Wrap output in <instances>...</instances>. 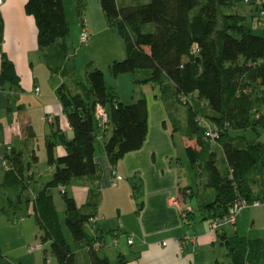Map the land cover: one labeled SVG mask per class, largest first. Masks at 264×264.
<instances>
[{"label": "trees", "instance_id": "trees-1", "mask_svg": "<svg viewBox=\"0 0 264 264\" xmlns=\"http://www.w3.org/2000/svg\"><path fill=\"white\" fill-rule=\"evenodd\" d=\"M100 1L109 25L126 43V57L110 65L111 73L118 77L149 69L148 77L136 81L166 83L169 88L164 86L163 93L169 100L176 94L190 105L189 128L182 133L196 141V145H187V154L199 169V176L201 170L207 172L206 185L212 189V197L202 203V208L209 212L206 218L225 216L237 200L251 202L261 198L255 185L260 180L264 184V142L243 134L233 135L232 131L251 128L261 135L264 127V28L248 25V17L237 9L238 4L249 3L259 16L264 0H150L137 4ZM26 11L36 19L39 47L46 51L48 66L53 72L70 75V68L63 65L69 57L70 33L64 0H28ZM4 29L0 13V45ZM87 76L88 83L77 80L72 89L63 82L58 90L74 136L68 139L61 134L59 141L66 148L62 156L55 153L58 142L53 136L47 138L48 162L55 165L54 175L35 193H29L28 199L34 202L42 239L51 241L48 248L59 264H76L77 251L64 233L52 193L57 187L61 191L65 188L64 222L74 244L89 249L92 264H113L93 247L97 239L86 229L95 215L92 210L99 203V193L91 190L86 203L88 211H84L66 189L74 179L95 176L99 170L95 157L97 139L107 129L96 116L98 107L106 109L107 125L113 129L105 142V152L113 164L142 148L149 132L145 96L132 103L121 101L107 86L104 70L92 62ZM0 79L20 82L15 65L5 52ZM193 94L196 95L191 98ZM207 124L218 130V137L212 139L207 135ZM216 147L223 152L222 168ZM6 158L9 168L6 178L0 179V188L22 194L28 188L22 154L12 151ZM222 243L228 248L229 261L218 259L215 264H259L264 259L263 238L236 233L225 236ZM119 264H125L124 260Z\"/></svg>", "mask_w": 264, "mask_h": 264}, {"label": "crops", "instance_id": "crops-1", "mask_svg": "<svg viewBox=\"0 0 264 264\" xmlns=\"http://www.w3.org/2000/svg\"><path fill=\"white\" fill-rule=\"evenodd\" d=\"M27 1L4 0L0 5V13L5 23L4 41L0 45V74L2 53L5 52L13 61L20 78L19 84L0 79V179H5L8 172L6 155L15 151L22 154L23 177L28 185L22 194L13 189L0 188V261L3 264H59L53 260L54 255L48 248L51 241L42 239L43 230L34 213V202L28 201L29 193H35L52 179L55 165L48 162V168L39 169L41 155L33 150V162L26 163L24 152L27 140L41 132L45 143L48 137L53 136L58 142L55 147L56 156H62L66 154V148L59 141L61 134L68 139L73 138L74 130L58 95L62 83L68 81L63 72H53L48 66L46 51L39 47L36 19L26 11ZM72 3V8L77 9L78 26L81 29L82 14L91 12V18H84L91 33L88 50L95 48L98 39L114 38L111 30L115 28L109 25L100 0H74ZM64 4L67 15L66 0ZM67 43L69 45L68 38ZM122 53L125 55L126 50ZM116 57L110 53L108 66ZM135 83L142 85L146 82ZM147 84L153 85L154 92L151 97L148 91L141 88L139 93L133 95V101L128 102L132 103L142 96L148 100L149 132L142 148L128 153L117 164L111 163L105 152V142L113 129L108 134L110 125H107L106 132H101L97 139L100 144L95 152L99 168L97 174L76 178L66 189L74 195L84 211H88L86 203L91 190L99 193V203L92 210L95 215L86 225V229L96 241L103 242L97 250L101 255H107L113 264H119L120 260H124L125 264H215L219 259L216 249L218 237L222 242L225 236L236 233L225 229L228 224L220 227L223 229L221 233L220 228L212 232L209 219L206 218L209 212L202 210L200 218L195 205L185 221L180 210L170 204L169 198L184 189L185 199L189 203L193 195L199 194V188L197 192L182 177L185 158L177 157L179 146L175 132L178 127L174 124L172 128L168 124L173 102L163 93V87L169 88L168 84ZM38 87L39 92L36 91ZM158 88L162 94L158 93ZM39 119H46L47 126L42 128ZM182 136L186 139V147L188 144L196 145L195 140H189L184 134ZM32 148L34 149V145ZM44 151H47V145ZM45 156L48 161V154ZM118 175V184L115 185ZM196 185L198 187V181ZM55 190L62 193L60 187ZM55 190L52 193L56 202ZM211 194L212 192L206 198L202 196V203L209 200ZM259 199L263 201L262 196ZM58 210L60 212L59 208ZM32 215H35L36 220ZM67 231L64 228L66 238L74 244L72 234L70 238ZM187 234L195 236V242L186 243L184 237ZM129 237L133 238V243L129 242ZM34 239H41L44 249L25 252L24 245ZM176 239L182 240L185 247L183 251ZM117 242L119 244L115 246ZM78 249L89 254V249L82 244ZM76 264H83V261H76Z\"/></svg>", "mask_w": 264, "mask_h": 264}, {"label": "rangeland", "instance_id": "rangeland-1", "mask_svg": "<svg viewBox=\"0 0 264 264\" xmlns=\"http://www.w3.org/2000/svg\"><path fill=\"white\" fill-rule=\"evenodd\" d=\"M72 1L74 0H66L67 3V19L70 25V33L68 36V42H69V57L66 62L63 63L67 64V68H70V75H65V78L68 81V84L70 87L74 88L76 81H82L85 83H88V76L87 71L89 69V63L92 62L95 66L100 67L104 70L105 76H106V84L109 87L110 90L114 91L118 96H120V99H122L125 103H128L131 100L133 95L135 93H139L141 88H143L145 91H148L150 97L153 91V85L143 83L142 85H137L135 83L136 78H144L146 75H150L149 69H140L137 71V75L134 73H123L119 77H115L108 66V57L110 56V53L117 56L114 58L115 60H123L126 57V54L124 53L126 50L125 40L124 38L118 33L116 29H112L114 33V38L108 37L106 39H98L95 43V48L88 50V45L90 44H83L81 43V27L78 26V12L77 9L72 8ZM150 0H120V3L122 4H137L142 2H148ZM238 12L246 15L248 17L247 24L254 27H261L264 28V24L261 23L260 19H258V12L254 9V6L249 3H240L238 4ZM92 10L94 8L92 7ZM83 18L81 21L87 17V19L91 18V12L89 14H82ZM260 18V17H259ZM148 30H151V27H148ZM91 42V41H90ZM123 54V55H122ZM114 60V61H115ZM149 72V73H148ZM147 76V77H148ZM135 80V81H134ZM158 93H161V89L158 88ZM170 94V93H169ZM191 98H194L195 95H190ZM171 101L173 102V105L170 107V115L171 117L168 118V124L173 128L174 124H177L179 126V129L176 130V140L179 146V149L177 151V157H183L185 158V164H182V177L184 178V182L188 181V183H191V185L195 188V190L198 192L199 188V194L193 195L192 200H190V204L192 206L195 205V207L198 210V216L201 218L202 216V199L206 198L209 193L212 192V189L206 185L207 183V172L205 170H201L202 175H198V170L192 163L191 160L187 154L186 149V142L182 136V132H184L187 128H189V113H190V105L184 103V101L177 96L176 94L172 97ZM205 103H208L207 100H204ZM207 110L211 113V109L207 108ZM263 113H264V107H263ZM39 123L42 125V128L46 127L48 124V121L39 119ZM41 127V126H40ZM108 134L111 133L112 127L109 126ZM41 129V128H39ZM35 137H32L31 139L27 140V143L25 144V161L27 162H33L32 156H33V150H36L39 155H41V163L38 166L39 169H44V167L48 168L49 163L46 160L47 151H44L46 148V143L44 140V137L42 136V133ZM233 135L243 134L247 136L249 139H257L262 142H264V127L262 128V134L258 135L257 132L251 128L245 129V130H233ZM99 143H97L98 145ZM32 145H34V149L32 148ZM100 145V144H99ZM98 145V146H99ZM216 150L218 151L219 155V166L222 168L224 166L223 164V152L220 147H216ZM262 180H264V176L262 177ZM197 181H198V187H197ZM261 181V180H260ZM256 183V192L260 193L263 199V204L261 206H250L248 208H245L240 211L238 214V219L236 224H230L226 223L228 225L225 226V229L230 233H237L240 235L248 236L250 238H263L264 239V184L262 185V181ZM55 190V189H54ZM53 190V191H54ZM180 196V199L183 204L188 203V201L185 199V190H181L177 193ZM55 197L56 202L58 205V208L60 209V216L61 220L64 223V228L66 229L67 226H65V210L66 207L65 201L63 199L62 193L59 190H55ZM27 216V214H26ZM32 218L36 220L35 215H32ZM68 229V228H67ZM236 229V230H234ZM220 233L223 229H219ZM68 236L71 238V232L68 229ZM216 234V233H215ZM37 242H42L41 239H34L32 241H28L24 245V251L25 252H35V250H31L30 246L36 244ZM72 244V243H71ZM119 242L116 243L115 246H118ZM13 245V244H12ZM73 248L77 251V261L79 263L83 264H92L90 255L85 252L82 249H78L75 244H72ZM216 249L218 252V257L221 261L228 262L229 258L227 256L228 248L225 244L221 242V238L218 237V242L216 244ZM204 251L202 252V256H204ZM102 254V253H101ZM52 256V254H51ZM13 257V256H11ZM112 259L114 260V256H112ZM54 261L57 262V259L53 256L52 257ZM259 264H264V259L261 260Z\"/></svg>", "mask_w": 264, "mask_h": 264}, {"label": "built area", "instance_id": "built-area-1", "mask_svg": "<svg viewBox=\"0 0 264 264\" xmlns=\"http://www.w3.org/2000/svg\"><path fill=\"white\" fill-rule=\"evenodd\" d=\"M246 1H248V0H246ZM3 2H4V0H0V5ZM259 17H260L259 19H260L261 23L264 24V6L261 7V13H260ZM81 22H82V29H81V36H80L81 43L88 44L91 40V33L89 32V29L87 27L86 20L83 19ZM36 91L39 92L40 88L39 87L36 88ZM96 116L99 119L100 124L106 128L107 122L109 120V115H108V112L106 111V109L102 106H99L97 109V112H96ZM49 120L51 121L52 118H49ZM207 126H208L207 135L209 137H211L212 139H215V137L219 136V133L217 132L218 130L215 129L216 130L215 131L213 129V127L208 125V124H207ZM9 149H11V146L9 147ZM114 174H116L115 171H114ZM119 177L120 176L118 175L115 182H114L115 185L118 184L117 179ZM62 192H64L63 188H62ZM169 202L173 207L180 210L181 215L185 221L189 217V215L193 212L192 205H190L187 202H186V204H183L181 199H180V196L178 194L172 195L169 198ZM262 204H263V201L261 199H256V200L251 201V202L248 200H245V199L237 200L230 206L229 212L225 216H223V217H212L209 219L210 230L212 232H216L221 226H223L226 223L236 224L237 219H238V214L240 213L241 210L248 208L250 206H261ZM195 240H196V237L193 235H190V234H187L184 237V241L186 243L195 242ZM175 241H176V243L179 244L181 251H183V249L185 247H184L182 240L176 239ZM129 242L130 243L134 242L132 237H129ZM164 244H166V243H164ZM102 245H103V242L97 241L96 243H94L93 247L98 248V247H101ZM30 249L31 250L44 249V244L42 242H37L36 244L31 245Z\"/></svg>", "mask_w": 264, "mask_h": 264}]
</instances>
